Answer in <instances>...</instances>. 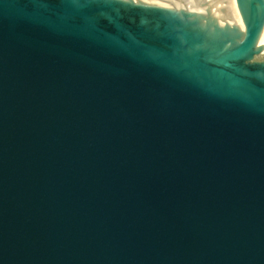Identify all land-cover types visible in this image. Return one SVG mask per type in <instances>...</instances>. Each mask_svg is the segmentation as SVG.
I'll return each instance as SVG.
<instances>
[{
  "label": "water",
  "instance_id": "water-1",
  "mask_svg": "<svg viewBox=\"0 0 264 264\" xmlns=\"http://www.w3.org/2000/svg\"><path fill=\"white\" fill-rule=\"evenodd\" d=\"M0 264H264V0H0Z\"/></svg>",
  "mask_w": 264,
  "mask_h": 264
}]
</instances>
